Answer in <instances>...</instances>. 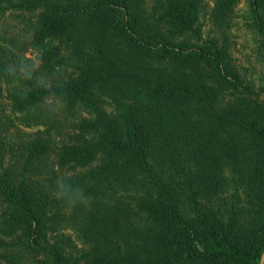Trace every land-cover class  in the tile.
Listing matches in <instances>:
<instances>
[{"label":"trees","instance_id":"trees-1","mask_svg":"<svg viewBox=\"0 0 264 264\" xmlns=\"http://www.w3.org/2000/svg\"><path fill=\"white\" fill-rule=\"evenodd\" d=\"M145 1L0 0L43 52L23 72L0 53V264H260L264 96L179 40L201 0Z\"/></svg>","mask_w":264,"mask_h":264},{"label":"rangeland","instance_id":"rangeland-1","mask_svg":"<svg viewBox=\"0 0 264 264\" xmlns=\"http://www.w3.org/2000/svg\"><path fill=\"white\" fill-rule=\"evenodd\" d=\"M155 2L157 0H146L144 8L151 10ZM215 7V0H201L196 23L199 39L190 34L179 40L199 45L215 42L228 54L230 65L236 69L241 80L264 96V35L258 29L250 0H241L227 18H218ZM35 23V14L14 12L0 15V53L2 56H5L6 50L12 53L8 56L9 63L16 64L21 72L29 68L37 69L41 65L43 52L32 45L31 39ZM4 88H7L6 85ZM228 99L225 96L223 104ZM2 102L0 116L10 114L9 101ZM15 130L12 129V132ZM67 232L81 244L75 230L69 228Z\"/></svg>","mask_w":264,"mask_h":264},{"label":"water","instance_id":"water-1","mask_svg":"<svg viewBox=\"0 0 264 264\" xmlns=\"http://www.w3.org/2000/svg\"><path fill=\"white\" fill-rule=\"evenodd\" d=\"M260 264H264V252H263V254H262Z\"/></svg>","mask_w":264,"mask_h":264}]
</instances>
